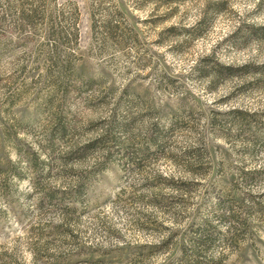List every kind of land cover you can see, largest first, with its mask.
Returning <instances> with one entry per match:
<instances>
[{
  "label": "rangeland",
  "instance_id": "1",
  "mask_svg": "<svg viewBox=\"0 0 264 264\" xmlns=\"http://www.w3.org/2000/svg\"><path fill=\"white\" fill-rule=\"evenodd\" d=\"M0 264H264V0H0Z\"/></svg>",
  "mask_w": 264,
  "mask_h": 264
}]
</instances>
